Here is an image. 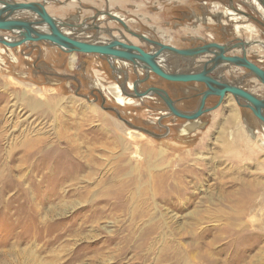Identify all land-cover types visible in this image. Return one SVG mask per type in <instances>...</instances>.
Returning a JSON list of instances; mask_svg holds the SVG:
<instances>
[{"label":"rangeland","instance_id":"rangeland-1","mask_svg":"<svg viewBox=\"0 0 264 264\" xmlns=\"http://www.w3.org/2000/svg\"><path fill=\"white\" fill-rule=\"evenodd\" d=\"M233 1L264 21L251 1ZM46 5L78 24L98 11L117 12L137 34L180 48L203 44L198 37H251L264 53L257 41L264 26L224 14L234 10L230 0ZM98 23L153 49L108 15ZM258 60L263 67L264 57ZM116 64L129 71L128 87L144 76L129 62ZM246 73L233 66L224 76ZM125 78L98 54L67 53L44 41L0 43V264H264V126L232 95L197 121L167 117L156 94L120 104L116 94L128 96L120 88ZM147 85L167 89L185 111L197 108L204 89L154 73L139 89ZM256 93L264 98V85ZM249 192L255 208L238 211Z\"/></svg>","mask_w":264,"mask_h":264},{"label":"water","instance_id":"water-1","mask_svg":"<svg viewBox=\"0 0 264 264\" xmlns=\"http://www.w3.org/2000/svg\"><path fill=\"white\" fill-rule=\"evenodd\" d=\"M264 7V0H258ZM233 0H230L232 8ZM0 32L7 31L14 34L16 39H8L5 35L0 33V43L11 48L21 46L30 41H44L59 47L67 53H85L98 54L105 57L109 61L114 71L122 72L121 68L114 65V61L129 62L132 64L133 72L137 74V69L144 70V77H137L132 82L131 92H128L126 81H128L129 71L124 70L125 80L120 83V88L124 94L142 99L144 97L157 94L161 97L169 113L166 116H177L183 119H196L203 114L220 107L225 99L232 95L239 106L249 109L254 116L264 122V98L260 97L253 91L241 86L245 79L254 77L262 85H264V68L252 61L247 54L246 46H250L248 42L237 39L235 41L218 43L206 42L204 38H197L203 44L194 45L191 47H176L174 45H167L158 40L150 39L143 35H138L119 17L110 12H100L89 19L93 23L88 24V20L82 23H73L63 19H58L52 16L46 6L39 1H17V0H0ZM21 10H28L35 13L40 19H28L20 17H12L15 13ZM102 14L109 15L113 20H117L124 25L126 31L132 35H138L140 39L145 40L153 46L152 50H147L135 43L127 40L124 42L118 38L113 37L110 29H102L97 24V19ZM244 14L248 15L246 12ZM221 14L213 15L212 18L219 20ZM254 21L264 25L263 22L250 16ZM47 25V31L40 29L38 26ZM68 28L70 32L65 33L64 29ZM96 30L97 34L89 36L83 35ZM19 32V33H17ZM106 32L111 39H98L100 33ZM76 33V34H75ZM125 39V38H124ZM253 44L255 43L252 42ZM236 49H241V54H230ZM203 61H198L201 59ZM164 64L181 66L182 69L170 70ZM235 66L244 68L247 73L240 78V80L224 79L222 76H217L214 72L222 73L223 71L231 70ZM154 73L163 79L173 82H194L204 85V89L197 95L200 96L199 104L195 110L185 111L179 108V100L174 99L167 89L161 86H148L143 91L138 88L143 83L147 82L151 74ZM211 97H217L214 105L206 107L208 100ZM108 109L116 111L117 115L123 119L120 113L114 108ZM164 115L159 118V123L164 119ZM126 123L132 125L127 120ZM167 127V126H165ZM151 135L155 133L146 128L136 127Z\"/></svg>","mask_w":264,"mask_h":264},{"label":"bare ground","instance_id":"bare-ground-1","mask_svg":"<svg viewBox=\"0 0 264 264\" xmlns=\"http://www.w3.org/2000/svg\"><path fill=\"white\" fill-rule=\"evenodd\" d=\"M17 1H23V2H29V1H34V0H17ZM47 1L48 0H45L44 1V4H45V6H46V9L48 10H50V12H49V10H48V12L53 16V13H54V11L52 10V9H50L46 4H47ZM110 2H112V3H122V2H125V0H109ZM135 2H137V0H134ZM174 1V0H173ZM248 0H246V2H247ZM249 1H251V3L254 5L253 7L256 9V10H259V11H261V13L262 14H264V7H263V5L258 1V0H249ZM40 2V1H39ZM41 3H43V2H41ZM251 6V5H250ZM0 7H1V5H0ZM240 6H238V7H236V9H234V10H226L225 12H224V14H231L232 16H237V17H250V16H252V15H250L249 13H247L246 11H243V10H241L240 8H239ZM111 14H113V15H115V16H117V17H119L122 21H124V19H123V17L119 14V13H114V12H112V11H109ZM244 12H246L248 15H246V14H244ZM31 14V18L32 19H35L36 17H37V15L35 14V13H32V12H30V11H28V10H21V11H18L17 13H15L14 14V16H16V17H20V18H28L27 16H24V15H30ZM105 16V14H102L101 16H99V18L97 19L98 21H99V19H101V18H103ZM109 16V15H108ZM206 16V15H205ZM110 17V16H109ZM14 18V17H13ZM30 18V19H31ZM111 18V17H110ZM206 18V17H205ZM256 19H258V20H260L261 22H263L264 23V21H262L261 19H259V18H257V17H255ZM36 19H40V18H36ZM112 19V18H111ZM113 20V19H112ZM91 21V20H90ZM98 21H97V24L99 25V23H98ZM115 21H117V20H115ZM117 22H119V21H117ZM125 22V21H124ZM74 23V22H73ZM76 23V22H75ZM78 23V22H77ZM76 23V24H77ZM121 25H122V23L121 22H119ZM126 23V22H125ZM127 24V23H126ZM260 24V23H259ZM249 25V24H248ZM260 25H262V24H260ZM123 26V28L125 29V27H124V25H122ZM127 26H128V24H127ZM262 26H264V25H262ZM40 29H42V30H44V31H47V25L46 24H43L42 26H38ZM100 27L102 28V29H105L104 28V26H102V25H100ZM129 27V26H128ZM239 27V26H238ZM109 28H110V31H111V26H109ZM130 28V27H129ZM237 28V27H236ZM240 28V27H239ZM242 29V28H241ZM247 29V28H246ZM248 29H250V30H254V27L252 26V25H250V26H248ZM113 30V29H112ZM126 30V29H125ZM96 30H92V32H90V33H85V34H83V35H89V36H92V35H94V34H96L97 32H95ZM64 32L65 33H67V32H70L69 31V29L66 27L65 29H64ZM113 32H115V31H111V34H113V37H115V38H119L120 40H122V41H124V42H128L127 40H129V41H131L132 42V40H130L129 38H127L126 36H125V33L124 32H122V31H119V32H116L115 34L113 33ZM0 33H2L3 34V32H0ZM17 33H19V32H17ZM94 33V34H93ZM118 33V34H117ZM136 33V32H135ZM3 35H5L8 39H15V38H17V37H13V36H11V35H8V34H3ZM100 35L101 36H99V37H101V39L102 40H110L111 39V37L109 38V35L107 34V33H105V32H102V33H100ZM116 35H119V37H117ZM132 35V34H131ZM139 35V34H138ZM136 36V35H132V36H134V37H136V38H139L140 39V37L139 36ZM143 36H145V35H143ZM147 37V36H146ZM167 38H165L166 40H169L170 41V37H169V35L167 34V36H166ZM175 37V36H174ZM125 38V39H124ZM127 39V40H126ZM250 39H251V37L249 38V39H244V41L245 42H248L249 44L251 43V41H250ZM145 41V40H144ZM257 41H259V42H264V40H261V39H258ZM32 41H30V42H28V43H31ZM33 42H36V41H33ZM40 42V41H39ZM135 42H137V40L135 41ZM133 43H134V41H133ZM136 44V43H135ZM137 45V44H136ZM140 45H142V44H140ZM5 46V45H4ZM18 47H20V46H18ZM252 47V44L250 45V46H246V51H247V54L249 53V51H250V48ZM144 48V47H143ZM146 49V48H145ZM241 50V49H240ZM236 51V50H235ZM198 61H203L202 60V58L201 59H199ZM114 63V65H116V67H119L117 64H116V60L113 62ZM164 66H166V68H169L170 70H175V69H182L183 67H181V66H178V67H175L174 65H168V64H164ZM119 68H121V67H119ZM121 70H122V72H120V71H115V72H118L120 75L124 72V70L126 71V69H123V68H121ZM143 73H144V70H143ZM222 74L223 75H225L226 74V71H223L222 72ZM152 75V74H151ZM218 75H219V73H218ZM220 76H221V74H220ZM144 77V76H143ZM241 77V76H240ZM239 78V77H238ZM129 83V82H128ZM260 82L257 80V79H255L254 77H250V78H247V79H245L244 80V82H242L241 83V86L242 87H244V88H247V89H249V90H251V91H253L254 93H256V92H258V90L260 89ZM262 85V84H261ZM127 87H128V85H127ZM129 87H130V89L132 88V82H130L129 83ZM128 87V88H129ZM139 89V88H138ZM140 90V89H139ZM254 90H256V91H254ZM128 92H131V90H127ZM140 91H143V90H140ZM256 94H258V93H256ZM154 95V94H153ZM157 95V94H156ZM259 95V94H258ZM260 96V95H259ZM116 98H117V101L120 103V104H125V103H129L130 101H133L132 100V98L133 97H130V96H126V97H123V96H120L119 94H116ZM164 101V100H163ZM236 101V100H235ZM237 103V102H236ZM238 104V103H237ZM206 107H208L207 106V104H206ZM10 108V107H9ZM5 111V110H4ZM237 115V114H236ZM4 116V115H3ZM200 118V117H199ZM199 118H196V119H188V120H193V121H197ZM254 118L257 120V121H259L263 126H264V122L263 121H261L259 118H257L256 116H254ZM122 119V118H121ZM123 120H126L125 118H123ZM128 121V120H127ZM126 122V121H125ZM129 122V121H128ZM9 123V122H8ZM11 123V122H10ZM13 130V129H12ZM264 133V132H263ZM254 134V133H253ZM5 141V140H4ZM264 142V141H263ZM5 145V144H4ZM42 147V146H41ZM40 147V148H41ZM129 149V148H128ZM39 150H41V149H39ZM38 154V153H37ZM54 159V158H53ZM33 160V159H32ZM31 163V162H30ZM43 164V163H42ZM155 167V166H154ZM34 171V170H33ZM26 175V174H25ZM24 176V175H23ZM148 180V179H147ZM25 183V182H24ZM26 184V183H25ZM24 187V186H23ZM26 188H27V186H25ZM20 188V187H19ZM32 188V187H31ZM15 189V188H14ZM25 189V188H24ZM22 191V190H21ZM24 191H26V190H24ZM28 191V190H27ZM15 192V191H14ZM22 193V192H21ZM20 193V194H21ZM28 193V192H27ZM16 195V194H15ZM252 195L253 194H251L250 192L248 193V197H249V200L247 201V202H241V201H239V204H238V211H240V212H245V211H248V210H251V209H253V208H255V206H256V204H257V202H255L254 200H253V198H252ZM257 196V195H256ZM262 202L264 203V199H262Z\"/></svg>","mask_w":264,"mask_h":264},{"label":"crops","instance_id":"crops-1","mask_svg":"<svg viewBox=\"0 0 264 264\" xmlns=\"http://www.w3.org/2000/svg\"><path fill=\"white\" fill-rule=\"evenodd\" d=\"M39 1V0H38ZM84 1H90V2H94V1H96V0H84ZM117 4H122V3H117ZM65 7V6H64ZM53 11L55 10V6H54V8H51ZM49 10V9H48ZM67 10V9H66ZM49 12H50V10H49ZM55 12V11H54ZM113 12V11H112ZM115 13V12H114ZM64 13H62V14H60V13H58V14H55L56 15V17L58 18V19H62V18H67V17H65L66 15H63ZM24 16H26V15H24ZM12 17H16V16H12ZM28 17V19H30L31 18V14L29 15V16H27ZM2 32H4V31H2ZM4 33H6V31L4 32ZM3 33V34H4ZM10 35V34H9ZM259 39V38H258ZM137 45H140V44H138V43H136ZM261 45H262V48H264V42H261L260 44H259V47H260V49H262L261 48ZM255 47V46H254ZM254 47H253V45H252V47L250 48V51L252 50V48H253V50L251 51V54H252V56H250V58L252 59V60H254L255 62H257V63H260V60H258L260 57H264L263 56V54L264 53H262V51H259L258 49H254ZM144 48H146V46H144ZM256 48V47H255ZM148 50H152V47L151 48H149ZM249 51V52H250ZM236 51L234 50V52H231L230 54H234ZM236 54H241V50H237V52H236ZM255 57V58H254ZM257 57H259V58H257ZM263 67H264V65H263ZM217 76H218V73L219 72H217V71H215L214 72ZM137 76H138V74H137ZM219 76H220V73H219ZM221 76L224 78V79H228V78H226L223 74H221ZM147 86H149V85H147ZM146 86V87H147ZM143 88H145V87H143ZM254 91H256V90H254Z\"/></svg>","mask_w":264,"mask_h":264},{"label":"flooded vegetation","instance_id":"flooded-vegetation-1","mask_svg":"<svg viewBox=\"0 0 264 264\" xmlns=\"http://www.w3.org/2000/svg\"><path fill=\"white\" fill-rule=\"evenodd\" d=\"M192 96H193V95H192ZM173 97H174V99L178 100V98H176L175 96H173ZM182 98H184V99H187V100H188V99H192V98H194V97H192V98H191V97H182Z\"/></svg>","mask_w":264,"mask_h":264}]
</instances>
